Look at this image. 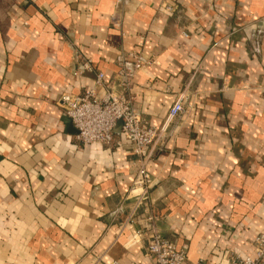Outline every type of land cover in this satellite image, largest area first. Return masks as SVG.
Instances as JSON below:
<instances>
[{"label": "crops", "instance_id": "1", "mask_svg": "<svg viewBox=\"0 0 264 264\" xmlns=\"http://www.w3.org/2000/svg\"><path fill=\"white\" fill-rule=\"evenodd\" d=\"M173 5L174 11L167 10ZM137 53L152 62L134 74ZM108 90L159 129L158 228L186 264L254 256L264 233V0H0V264H151L133 146L86 144L63 94ZM99 95L105 93L98 90Z\"/></svg>", "mask_w": 264, "mask_h": 264}, {"label": "built area", "instance_id": "2", "mask_svg": "<svg viewBox=\"0 0 264 264\" xmlns=\"http://www.w3.org/2000/svg\"><path fill=\"white\" fill-rule=\"evenodd\" d=\"M167 10L174 11L173 5H167ZM131 60L134 74L152 65L141 59L137 53H130L125 57ZM125 63L120 71L124 78V90L116 93L108 90L106 76L102 72H96L90 60H84L83 69L96 74L94 88L81 95L63 94L61 103L64 114L72 121L77 130V140L86 144L100 143L112 146L115 142V129L122 122V134L133 146V153L141 162L137 169L135 190L138 191L136 210L145 208V215L139 219L143 228L140 235L147 239L146 253L151 264H186L187 256L183 250H179L174 241L163 236L158 228V216L153 207L151 191L155 186V179L149 173L147 164L152 161L158 147L169 135H172V127L175 122L186 112L185 102L180 97L171 107L169 114L159 129L153 127L148 120L135 113L127 94L131 86L130 74L125 69ZM104 89V95L99 91ZM112 264H121L114 262ZM219 264H264V233L260 234L254 242V256L228 258Z\"/></svg>", "mask_w": 264, "mask_h": 264}, {"label": "water", "instance_id": "3", "mask_svg": "<svg viewBox=\"0 0 264 264\" xmlns=\"http://www.w3.org/2000/svg\"><path fill=\"white\" fill-rule=\"evenodd\" d=\"M66 124L68 126V130L71 132V133H74V134H77V130L74 128L73 124H72V121L70 120V118H68L66 116ZM123 123L122 122H119L116 129H115V132H119V130L121 129Z\"/></svg>", "mask_w": 264, "mask_h": 264}]
</instances>
